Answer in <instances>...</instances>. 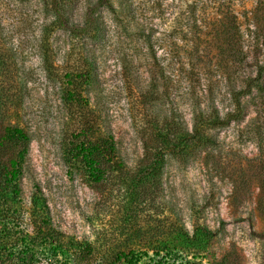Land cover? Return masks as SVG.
<instances>
[{"label": "rangeland", "instance_id": "1", "mask_svg": "<svg viewBox=\"0 0 264 264\" xmlns=\"http://www.w3.org/2000/svg\"><path fill=\"white\" fill-rule=\"evenodd\" d=\"M63 1L64 16L81 25L97 0ZM263 14L264 0H109L94 14L99 31L74 37L41 0H0V59L9 68L7 76L0 70V128L17 126L30 138L19 183L24 228L33 230L37 196L52 228L92 248L66 264H217L225 257L264 264L262 158L248 141L253 109L243 121L209 131L215 144L166 153L151 194L125 185L148 162L144 143L157 146L148 121L175 116L191 132L195 101L205 108L212 98L221 113L228 110V79L240 72L234 54L252 41ZM257 58L264 64V54ZM254 60L247 51L253 77ZM78 72L87 73L78 80L81 105L63 99L64 75ZM91 121L102 136L111 134L122 163L98 184L66 158L71 133ZM196 228L214 233L204 251L193 242ZM130 251L137 257H114Z\"/></svg>", "mask_w": 264, "mask_h": 264}, {"label": "trees", "instance_id": "2", "mask_svg": "<svg viewBox=\"0 0 264 264\" xmlns=\"http://www.w3.org/2000/svg\"><path fill=\"white\" fill-rule=\"evenodd\" d=\"M108 1L97 0L92 7L88 8L80 25L71 23L69 18L64 16L65 2L63 0H41L48 12L55 16V23L59 28L68 30L74 37L81 35L90 37L99 31L100 19L94 14L98 9L108 5ZM252 33L254 34L252 41L247 37L246 47L243 41L234 54L240 72L236 78L228 79L231 87L228 110L221 113L211 104L212 98L205 108L200 107V101H195L192 104L191 132L186 130L183 123L175 116L165 115L160 120L158 118L148 121L151 137L157 140V146L149 147L147 142L144 143L149 153L148 162L141 165L137 172L125 182L129 191L139 192L138 196L151 194L158 184L163 157L166 153H190L192 150L215 144L214 138L208 134L209 131L226 128L231 123L243 121L249 115V110L253 109L255 115L248 123L252 136L248 141L258 146L262 158L261 164L257 167V181L263 195L261 205L264 204V64L258 65L257 58L258 54H264V14L262 18L256 20ZM247 51H254L253 64L256 63L257 67L254 77L252 73L246 71L249 67L246 62ZM8 69L0 59V70L4 71L5 76L9 74ZM86 77L87 73L81 72L74 77L69 73L64 75L65 84L69 87L63 97L65 102L81 105L83 89L78 80ZM84 106L87 107V101ZM85 114L82 108V112H79L80 119H83ZM29 142L27 133L17 126L6 125L0 128V264H66L70 256L77 254L83 257L91 254L90 245L77 242L52 228L48 209L40 204L41 199L37 196L33 199L30 216L33 230L29 233L24 228L23 216L19 208L21 194L19 183ZM116 153L111 134L104 131L102 136L100 126L96 121H91L86 123L84 128L71 133L66 158L72 163L84 166L92 182L98 184L109 177L113 168L121 167V162H115ZM146 185L150 187L145 188ZM174 230L176 239L181 243L184 238L181 228ZM195 232L198 236L193 241L196 249L202 247L200 251L206 250L214 233L205 228H196ZM260 239L264 241V233L260 235ZM129 256L137 257L134 251L114 254L116 260L127 259ZM195 257L200 256L196 254ZM158 263L168 264V261L162 258ZM217 264H229V259L225 257Z\"/></svg>", "mask_w": 264, "mask_h": 264}]
</instances>
